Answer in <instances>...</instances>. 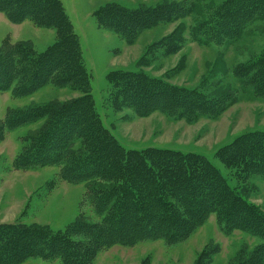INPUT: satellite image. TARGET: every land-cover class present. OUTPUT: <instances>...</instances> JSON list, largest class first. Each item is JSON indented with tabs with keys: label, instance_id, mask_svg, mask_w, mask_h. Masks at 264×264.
<instances>
[{
	"label": "trees",
	"instance_id": "trees-1",
	"mask_svg": "<svg viewBox=\"0 0 264 264\" xmlns=\"http://www.w3.org/2000/svg\"><path fill=\"white\" fill-rule=\"evenodd\" d=\"M186 10L175 5L132 12L106 9L101 12L105 17L101 24L133 43L144 30L174 22L190 13ZM0 14L14 25L32 22L38 28L55 29L60 36L43 53L22 44H2L0 92L12 91L16 97H25L53 84L59 88L72 86L83 94L66 104H48L14 114L7 123L8 130L43 120L46 123L32 138L31 148L20 156L19 167L58 166L69 183H102L90 193L101 223H90L82 217L71 228L58 232L1 225L0 264H24L35 258L91 264L115 244L185 241L212 216L226 235L238 230L263 241L239 264H264V214L239 193L238 187H231L206 158L168 149L126 150L103 126L86 87L89 76L80 41L61 0H0ZM214 15L218 18L213 23L209 19L202 25L208 27L216 42H232L248 26L264 20V0H231ZM167 41L171 49L167 54L178 52L175 44ZM255 59L240 68L238 80L264 94V56ZM138 78V85L148 80L143 74L110 76L117 88L116 105L139 117L161 112L187 121L214 119L229 103L228 97L171 88L161 82H154L147 92L134 93L128 81ZM75 147L78 149L74 152ZM219 154L225 163L240 160L239 175L250 173L264 180V133L239 138Z\"/></svg>",
	"mask_w": 264,
	"mask_h": 264
},
{
	"label": "rangeland",
	"instance_id": "rangeland-1",
	"mask_svg": "<svg viewBox=\"0 0 264 264\" xmlns=\"http://www.w3.org/2000/svg\"><path fill=\"white\" fill-rule=\"evenodd\" d=\"M61 1L80 41L89 76L86 87L111 136L126 150L168 149L206 158L229 180L231 187H238L239 193L264 214V180L250 173L239 175L237 158L233 164L219 158V152L237 139L264 133V94L238 80L240 68L264 56V20L248 26L237 40L216 42L209 35L208 27L202 24L209 19L213 23L218 18L214 14L231 0ZM171 5L190 13L174 22L144 30L133 43L101 24L105 18L101 12L106 9L132 12ZM59 38L55 29L38 28L32 22L14 25L0 14V47L8 42L43 53ZM167 39L175 44L178 52L167 54L171 50ZM115 73L147 76V82L139 85V78L128 81L134 93L147 92L154 82H161L171 88L228 97L229 103L214 119L201 117L187 121L161 112L139 117L116 105L117 88L110 81ZM82 97L72 86L59 88L53 84L25 97H16L12 91L0 92V133L3 135L0 226L19 224L58 232L71 228L82 217L90 223H101L90 193L102 183H69L63 179L62 168L58 166L27 170L19 167L20 156L31 148L32 138L45 127V120L14 130L7 128L14 114L48 104H66ZM262 244L261 239L238 230L226 235L217 218L212 216L185 241L115 244L91 264H239L245 255H253ZM24 264L62 263L35 258Z\"/></svg>",
	"mask_w": 264,
	"mask_h": 264
}]
</instances>
